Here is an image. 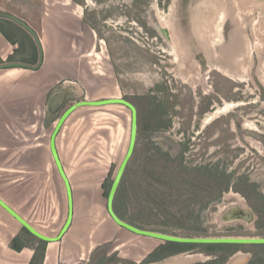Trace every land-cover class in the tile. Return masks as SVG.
<instances>
[{
    "label": "rangeland",
    "instance_id": "1",
    "mask_svg": "<svg viewBox=\"0 0 264 264\" xmlns=\"http://www.w3.org/2000/svg\"><path fill=\"white\" fill-rule=\"evenodd\" d=\"M77 1L78 6L71 3L73 0H0V13L26 19L29 15L26 9L29 7L36 12V4L39 2L41 17L44 11L50 16L72 23L74 28L79 22L92 29L97 39L95 50L84 54L83 49H77L80 55L92 53V56L83 59L89 62V67L96 68L101 58L107 59L108 65L103 64L105 67H110L115 58L117 63L124 62L125 81L120 80L121 87L124 85V93L120 98L135 107L138 132L134 154L124 176L127 211L123 214V221L140 229L179 237L264 238V224L262 227L258 224L259 221L264 223L263 204L260 206L263 207L262 213L254 206L259 220L253 226L244 228L239 225H223L219 221L221 210L239 203V195L230 188L219 194L218 180L212 181L203 176L198 178L195 175L196 170L202 168L218 174V168L222 164L223 175L231 174L230 183L240 177L247 178L258 184L259 188V191H253L252 196L248 194L249 199L253 202L260 200V203L264 200V149L261 142L264 137V0H212L217 5H222L224 10L222 20L216 23L219 32L215 33L212 28L211 38H208L214 43V55L195 38V15L218 19L216 12L208 13L204 5L196 6L200 0H169L164 8L159 0ZM202 1L206 4L211 0L200 2ZM22 2H28L25 8L20 5ZM169 18L172 19L173 34L179 38L176 39L177 46L181 48L179 62L171 55V40L162 38L154 29L157 26L166 29L165 21L170 20ZM6 26L8 27L3 29H21L15 23L6 22ZM20 32L25 33L23 29ZM210 64L227 68L232 74L231 78L218 71L209 72ZM11 73L21 74L22 80L31 77L29 72ZM44 86H38L41 88L39 95L42 98L45 89L49 91L51 87ZM156 86L161 90H157ZM151 93L166 108L164 119L170 121L169 128L157 132L152 129L159 123L158 113L155 111L157 109L146 104ZM132 94L141 96L132 97ZM226 106L230 108L224 110ZM39 107L44 109L42 104ZM93 108L80 109L72 117L67 133L58 139L64 164L71 166L68 172H72L70 178L73 180L75 196L82 191L95 190L99 197L97 200H100V206L96 203L84 216L78 217L76 212L75 220L79 223L80 218L79 224H84L83 229L87 230L82 232L79 242L86 241L88 247L95 242L98 230L110 226L114 238L109 242L106 253L114 254L115 259L106 261L105 264L133 262L132 259L140 257L139 246L144 247L147 242L157 244L159 241H148L117 227L107 215L106 198L102 195L100 185H83L81 182L92 174L105 178L111 166H114L111 176L113 180L128 145L130 112L118 105L105 109ZM41 109L40 112H43ZM35 113L37 114L34 116H38V112ZM18 114L15 115L14 123L9 126L11 133L7 136L0 135V142L14 151L16 157L22 152L21 145L26 144L23 140L29 141L28 138H23V134L30 130V143L42 144L47 149L52 126L38 133L36 128L39 120L33 121L32 117L27 122L18 120ZM158 152L168 153L170 161L162 158ZM148 153L153 154L154 160L151 159V162L146 160ZM49 160L45 153L41 160L44 169H41L37 175L39 179L35 182L42 189L37 192H42L47 201L34 203L31 208L37 213L44 209L45 204L49 211L56 198L57 206L61 201V217L64 221L67 214L64 184L54 165L50 166L51 169L47 168ZM158 173H162L161 180L158 179ZM79 177L81 183L78 182ZM0 179L2 196L6 197V189L9 187V191L18 188L22 192L19 187L24 185V180L19 174H6L3 171ZM17 182L20 184L18 187ZM230 193L237 194L238 198L229 195ZM23 199L19 202L18 211L24 210L29 203V199ZM171 201L177 203L173 205ZM76 202L75 199V205ZM118 208L119 205L114 203L116 213L122 209ZM189 214L196 219L195 223L188 219ZM8 220L9 217L0 213V227L5 233L11 228ZM5 233L0 231V243ZM174 244L177 245L170 248L178 252L189 248L186 246L188 244ZM79 245L82 247L81 242ZM93 248H88L90 253L84 256L83 261L78 260L75 264H96L103 250L101 246L94 245ZM202 249H194L188 254L198 255ZM241 253L251 257L250 264H264V245L243 246ZM184 256L187 255L173 259ZM0 257H3L2 253Z\"/></svg>",
    "mask_w": 264,
    "mask_h": 264
},
{
    "label": "crops",
    "instance_id": "2",
    "mask_svg": "<svg viewBox=\"0 0 264 264\" xmlns=\"http://www.w3.org/2000/svg\"><path fill=\"white\" fill-rule=\"evenodd\" d=\"M73 1L74 2L71 3H74V6H78L79 2L77 0ZM20 5L25 8L24 4ZM26 12H28V9H26ZM39 13L41 14V11ZM28 14L29 15L26 16V19L18 17L14 14L12 15L25 22L38 36L42 48L43 63L41 68L37 71L18 68L0 70V72L4 73L0 74L1 136H7L11 133L9 126L11 123H14L15 115L18 113V120H26L27 122L31 119V117L33 118V121L39 120V126L36 128L38 133L45 131L50 125L52 126L53 130L56 120L61 116L63 111L59 112L58 115H49L47 111V103L49 97L53 93L63 88L66 89L69 94V98L66 101L65 110L82 99L93 101L110 99L111 97L120 98L121 95L124 93V90L122 89L124 85H122L121 87L122 82L120 81H125L126 71L124 67L126 66L124 65V62L117 63L118 61L115 58V60H112L110 67H105L103 64H107V59L101 58L100 62H98L97 67L92 68L88 66L89 62H87V60H83L85 57L92 56V53L86 55L84 54L89 52L90 50H95L97 44V39L95 38V35L93 34V31L89 26L85 24H80L78 22L76 24V28H74L72 23L64 22L65 20L57 19L56 17L44 13V11L42 13V17L40 16L38 18L37 12H34V15L30 13ZM37 19L39 20L38 22ZM0 27L3 28L8 26H6V22L3 23V21L0 20ZM4 31L10 38L7 41V39L0 33V60L2 61V64L0 65L8 63H20L32 67L36 66L39 60V51L33 38L25 30V33L22 34L20 32L21 30L16 27L5 28ZM21 44L23 48H21ZM123 45L125 46V44ZM77 49H83L84 54L81 53L83 55H80ZM9 56H15L16 61L7 62L6 60ZM93 57L97 59L96 56ZM22 59L25 62L18 61ZM15 71L29 72L31 77L29 76L25 80H22L20 78V76H22L21 74L11 73ZM16 79L18 80L16 81ZM14 84H16V87L14 86ZM39 85H45L44 87L51 86L49 88V91L45 89L46 91L43 92V98L39 95L41 91V88L38 87ZM14 87L15 90L13 89ZM106 90L107 93L105 94ZM134 96L139 97L141 95L132 94V97ZM40 103L42 104V106L44 105L43 110L41 109L42 107H39L41 106ZM118 106L123 107L120 105ZM108 107H99V109H105ZM40 109L43 112H40ZM80 109L94 108H77L66 119L56 137V150L64 168V171L68 174L66 175L68 176L73 190L74 212L70 228L60 241L45 242L32 236L26 229L25 230L27 232L22 231V227L19 225V223L15 222L11 216H9L4 210H2V208H0L2 211L0 212L1 215L9 217L10 220H8V226L11 227L9 230H7L6 233L5 230L0 227V231L5 233L2 236L3 238L1 237L2 241L0 243V254H3V257H0V264H30L34 252L41 242H44L45 245L44 253L41 254V251L37 250L35 258L31 262V264H75L79 261H83L84 256H87L90 253L89 249H92L94 245L101 246L103 245L102 243H108L114 238L113 231L110 226H104L103 229L98 230L99 234L97 237L94 238L95 242H92L89 245L90 247H87L86 241L84 240L80 241L82 247L79 245V238L80 236H83L81 235L82 232H86L87 230L85 231L83 229L85 226L84 224H79L80 218L78 220L79 223H77V221L75 220L76 212H78L79 214L78 217H82L81 215L84 216L85 212L90 210V207H94L96 203H98L100 206V200H97L99 197L98 193H96L95 190H92L91 192L82 191L80 194H77V192V195L75 196L74 187L72 185L73 180H71L70 178L71 171L68 172L71 166L68 167L64 164L65 161L62 157L61 151L59 150L58 139L62 135H65V133H67V127H69L68 125L72 123V117H74V115H76ZM36 111L38 112V116H34L35 114H37L35 113ZM29 131L30 130H27L23 134V138H28L29 141L26 142V140H23V143L26 144L21 145L22 152L21 154L19 152L16 157H14V151L9 149L8 147H5L6 144H3L2 141L0 142V174L3 171L6 174L17 173L24 180V185L22 187H19L22 188V192H20L18 188H16V190H14L15 188H13L9 191V187L6 189V197L2 196V183L0 181V199H2L11 209H13L19 216H21L29 225H31L40 234L49 238H55L59 234L66 219L65 217L63 221V218L61 217V201L58 203L57 206L58 201L56 198H54L55 203L54 205L51 204V209L49 211L45 204H43L44 209H41V211H38L37 213H35L36 211L32 210L31 208L34 203H39L43 200L47 201V199L44 198L45 195L42 192H37L42 189L37 184L35 185V182L39 179V176L37 175L40 174L41 169H44V167L42 168L41 160L45 157V153L48 154V157L50 159L47 168L51 169L50 166L54 165L49 149V141L47 149L44 148L46 146H43L42 144L32 145L30 143L31 133ZM9 170H13L14 172H10ZM90 177L82 179V184L101 185L102 181L104 180V178L102 179V176H99L97 174H92L90 175ZM19 182L21 184V181ZM78 182H80V177ZM20 184H18L17 182V187L20 186ZM22 198L29 199V203L27 204L24 210L21 209V211H18V208H20L19 202ZM75 199L77 201L76 205ZM89 201L90 203H88ZM77 204L78 207L80 206V208L77 207ZM76 207L78 209L77 211ZM1 224L2 223H0V225ZM46 227H48V229ZM142 238L148 241L154 240L146 237ZM10 242H12L14 249L9 247ZM160 245H162L161 242H158L157 244L153 242L152 244L151 242H147L146 246H139L138 256L140 257L132 259L131 261L137 263L139 261L144 260ZM19 247H21L20 251H16V248ZM191 251L192 250L171 257H167L166 259L173 257L176 258L177 256L182 255H190L188 253ZM237 253L242 254L241 249L235 254ZM108 254L110 253H107V255ZM160 254L161 253L155 254V256L157 257L156 260L160 259ZM198 255L205 258V261L203 260L193 264L205 263L207 261L215 260L219 256H223L224 252L218 251V253L209 254L204 250H200ZM244 255L248 256V261L246 264H250V262L252 261L251 257L248 254ZM226 256L227 254L224 255V258ZM231 257L227 258V261ZM227 261H225V263ZM157 262L160 261H156L153 263Z\"/></svg>",
    "mask_w": 264,
    "mask_h": 264
},
{
    "label": "water",
    "instance_id": "3",
    "mask_svg": "<svg viewBox=\"0 0 264 264\" xmlns=\"http://www.w3.org/2000/svg\"><path fill=\"white\" fill-rule=\"evenodd\" d=\"M0 18L9 20L22 29H24L35 41L38 51H39V60L36 66H28L25 64L20 63H8L0 65V70L5 69H30L33 71H37L41 68L43 63V56H42V48L40 44V40L36 33L22 20L18 19L17 17L7 14V13H0ZM157 33L167 40L168 38V31L165 30L162 26H157L154 28ZM69 98L68 91L66 89H61L55 93H53L48 100L47 103V111L49 115H58L59 112L63 111L61 116L56 120L53 130L49 137V149L50 153L56 167V170L63 181L64 189L66 193V200H67V214L65 222L59 232V234L55 238H49L40 234L36 231L31 225H29L21 216H19L13 209H11L2 199H0V208L4 210L9 216H11L19 225L26 229L32 236L36 237L39 240L45 242H58L62 239V237L66 234L68 229L71 226L72 219H73V212H74V199H73V190L70 184L68 177L64 171L62 163L59 159L57 150H56V137L66 121V119L77 109L81 107H103V106H110V105H120L126 108L130 112V132H129V140L128 145L126 148L125 155L121 160L118 169L115 173V176L112 180V184L106 198V212L113 223L121 228L124 229L134 235L140 237L151 238L161 242L162 244L169 242V243H180V244H197V245H238V246H257V245H264V238H250V237H179V236H172L167 235L159 232L148 231L144 229L137 228L129 223L124 222L123 220L119 219L118 216L115 214L113 209L114 198L117 192V189L120 185L121 179L125 172V169L133 155L136 137H137V112L135 107L129 103L128 101L121 99V98H111V99H104V100H93L88 101L86 99L80 100L75 104L71 105L68 109L65 110L66 101ZM220 223L223 225H231V224H241L245 227L249 228L255 224L256 216L254 213L246 206L241 205L236 208H231L226 211L219 219ZM188 256V255H187ZM194 256V255H190ZM179 257V256H177ZM174 258V257H173ZM173 258H168L163 261L151 264H170V260ZM205 261L200 255H197L196 258L193 260L186 262L184 264H193L200 261ZM248 261V256L244 254H234L225 264H246Z\"/></svg>",
    "mask_w": 264,
    "mask_h": 264
},
{
    "label": "trees",
    "instance_id": "4",
    "mask_svg": "<svg viewBox=\"0 0 264 264\" xmlns=\"http://www.w3.org/2000/svg\"><path fill=\"white\" fill-rule=\"evenodd\" d=\"M160 1V3H164V6L163 7H166L167 5H168V3H169V0H159ZM36 3V2H35ZM22 4H24V5H26V4H28V2H22ZM37 6H36V12H37V18L38 17H40V3L39 2H37V4H36ZM28 9H29V7H28ZM33 12V9H29L28 10V13H30V14H32V15H34V12ZM1 21H4V22H8V23H11V24H13V22H11V21H9V20H6V19H0ZM39 20L37 19V22H38ZM20 30H22V28L20 29ZM4 32V33H3ZM0 33L7 39V41H8V39L10 38L6 33H5V31H4V29L2 28V27H0ZM11 41V40H10ZM21 48H23L22 47V44H21ZM7 62H14V61H16L15 60V56H9L8 58H7V60H6ZM19 62H25L23 59L22 60H18ZM0 64H2V61L0 60ZM157 88V90H161V88H159V87H156ZM155 88V89H156ZM148 98H149V101H148V103H146L147 105L149 104V106L153 109V108H156L157 110H155L158 114H157V118H159V123H158V125L157 126H154L152 129H153V131H155V132H157V131H159V130H163V129H167V128H169V126H170V121L169 120H167V119H164V116L167 114V111H166V108L161 104V103H159L158 102V100L156 99V97L154 96V95H149L148 96ZM137 132H138V129H137ZM135 149V148H134ZM183 149H185V148H183ZM181 153L183 154V150L181 151ZM133 154H134V152H133ZM158 154L162 157V158H164L165 160H169L170 161V159H171V157L169 156V154L168 153H162V152H158ZM133 156V155H132ZM181 157L182 156H180V160H181ZM151 159H153L154 160V158H153V154L151 153V154H147V161H152ZM155 160H157L156 158H155ZM158 161V160H157ZM182 161V160H181ZM128 166H129V164L127 165V167H126V169H125V172H124V174H123V177H122V179H121V182H120V185H119V187H118V189H117V192H116V195H115V198H114V203H116L117 205H119V210L121 209V211H119L118 213H116L115 211V214L118 216V218L119 219H121V220H124V217H123V214H124V212H126L127 210H126V204H127V200H126V202H125V198H124V193H125V178H124V176H126V174H127V172H126V170H128ZM113 170H114V166H111L110 167V169H109V171H108V174L106 175V177L104 178V180L102 181V183H101V185H100V188L102 189V191H103V196L105 197V198H107V196H108V193H109V190H110V187H111V184H112V180H111V176H112V173H113ZM164 173H167L166 171H164ZM158 179H162V173L160 174V173H158ZM195 175H197V177L199 178V177H204L205 179H209V180H212V181H215V180H218V174L217 173H214V172H212L211 170H208V169H206V168H202V169H198V170H196V173H195ZM157 179V180H158ZM159 181V180H158ZM217 184H218V182H217ZM123 190H124V192H123ZM123 192V193H122ZM248 194H250V196H252V194L251 193H249V192H247ZM122 195H123V197H122ZM136 200H138L137 198H136ZM113 203V204H114ZM177 203V201H171V204H176ZM261 204H263V202H259V201H254V205L255 206H257V208L259 209V212L261 211V209H263V207H260L261 206ZM122 206V207H121ZM121 207V208H120ZM263 211H261V213H262ZM188 216V219H190L191 220V222L193 223V221H194V223L196 222V219L194 220V218H193V215L192 214H189V215H187ZM259 226L260 227H262V225L264 224L263 222H260L259 221ZM181 226V225H180ZM183 228H185V226H182ZM22 231H25V232H27L24 228H22L21 229ZM194 230H196V231H201V229H194ZM14 240V239H13ZM177 244H174V243H169V242H166V243H164V244H162V245H160L159 247H157L152 253H150L146 258H145V260L142 262L143 264H148V263H153V262H156V261H162V260H164V259H166L167 257H171V256H174V255H178V254H181V253H183V252H187V251H190V250H194V249H200V248H203L202 249V251L204 250V251H206V252H208L209 254H212V253H218V251H223L224 252V255H226L227 254V256L224 258V255L223 256H219L217 259H215V260H212V261H207V262H205V263H197V264H224L225 263V261H227V258H229V257H231L232 255H234L237 251H239L241 248H242V246H238V245H197V244H188V245H186L187 247H189V248H187L186 250H183V251H175V249L174 248H170L171 246H176ZM9 247L10 248H12V249H14L13 247V244H12V242H10L9 243ZM44 247H45V245H44V242H41L40 243V245H38V247L36 248V250H35V252H34V255H33V257H32V259H31V261H30V264H31V262L33 261V259L35 258V255H36V253H37V250H40L41 252V254H43L44 253ZM232 247H234L235 249L233 250V248ZM101 248H102V250H103V252H102V254H101V256H99L100 258L99 259H97L98 260V262L96 263V264H105V262L106 261H112V260H114L115 259V255L114 254H111L109 257H106L105 256V253H106V251H107V249L109 248V242L108 243H105V244H103V245H101ZM20 249H21V247H19V248H16V251H20ZM159 253H161V254H163V255H161L160 254V259L159 260H154V258H157L156 256H155V254H159ZM165 253L167 254V255H165ZM113 255V256H112ZM162 256V257H161ZM225 259V260H224Z\"/></svg>",
    "mask_w": 264,
    "mask_h": 264
},
{
    "label": "bare ground",
    "instance_id": "5",
    "mask_svg": "<svg viewBox=\"0 0 264 264\" xmlns=\"http://www.w3.org/2000/svg\"><path fill=\"white\" fill-rule=\"evenodd\" d=\"M201 1V0H200ZM198 2L196 6H200V5H204V8L206 10V12L208 11L209 12H216L217 13V18L218 19H209L205 16H201L199 17L198 15H195L194 18H193V30H194V34H195V38L197 39V41L199 43H201L205 48L207 49H210V52L211 54L214 55L215 51L213 49V44L211 40H208V38H211L210 36V33L212 31V28L213 30H215V33L216 31L219 32V27H216V23H218L219 21L222 20V16H223V13H224V10H223V6H219L216 4V2H213L215 0H211L209 1L208 3H204L203 1L202 2ZM206 1V0H205ZM236 1V0H235ZM203 8V9H204ZM205 12V11H204ZM206 14V13H205ZM170 20L168 21H165V27L166 29L165 30H168V35H169V39L171 40L172 42V47H173V51L171 52L174 56V60L176 62H179L180 60V52H181V48L177 46V42H176V39H179L177 38L173 33V29H172V19L169 18ZM221 19V20H220ZM223 24V23H222ZM223 26V25H222ZM222 29V27H221ZM222 31V30H221ZM215 38V37H214ZM221 41V40H220ZM219 41V42H220ZM179 42L181 43V41L179 40ZM182 66V64H180ZM209 72L210 71H218L219 73H221L222 75L226 76V77H230L232 76V74L228 71L227 68H224V67H221V66H218V65H214V64H210V68L208 70ZM231 78V77H230ZM112 98V97H111ZM110 98V99H111ZM88 101H92V100H88ZM109 106V105H108ZM110 106H113V105H110ZM103 107H106V106H103ZM99 108V107H98ZM228 108H230V106H226L224 108V110H227ZM221 110V109H220ZM67 174V172H66ZM68 175V174H67ZM66 175V176H67ZM68 177V176H67ZM229 195L233 196V197H236L238 198V195L237 194H234V193H230ZM3 238V237H2ZM4 240V239H3ZM194 257L193 256H184L183 258L181 259H172L170 260V264H184L186 262H189L191 260H193Z\"/></svg>",
    "mask_w": 264,
    "mask_h": 264
},
{
    "label": "flooded vegetation",
    "instance_id": "6",
    "mask_svg": "<svg viewBox=\"0 0 264 264\" xmlns=\"http://www.w3.org/2000/svg\"><path fill=\"white\" fill-rule=\"evenodd\" d=\"M163 6H164V3H162V8H164ZM151 95H152V93H151ZM255 138L259 139L260 137L259 136H256ZM261 142L263 144V149H264V137L262 138V141ZM222 169L223 168H222V164H221L220 167L218 168V193L219 194H221L223 192L225 193L230 188V190L232 192L234 191V192H236L239 195V197L241 199V201H240L241 203L239 202L237 204H232L226 210L222 209L220 215L222 216L226 211H228L231 208H236V207H239L241 205H246L254 213L255 216H258L257 209L254 207L255 206L254 205V202H253V200L249 199L248 193H247V192H249V193L252 194L253 191L254 192L259 191L258 184H256L255 182H252V181L248 180L247 178H242V177L236 179L235 182L230 183V181H231V174H230V176L229 175L228 176H224L225 174L223 175V170ZM224 173H225V171H224ZM229 173H232V172H229ZM228 184H230V185H228ZM228 186H230V187H228ZM258 196L262 197L260 194ZM258 201H260V200H258ZM263 202H264V200H263ZM263 205H264V203H263ZM220 217H219V219H220ZM258 220H259V217H256L255 223ZM234 225H239V226L245 228V226L244 225H241V224H231V227H233ZM110 255H111V253L108 254V255L106 253L105 256L106 257H109ZM144 260L139 261L137 263L136 262H128V263L126 262L124 264H143L142 262ZM148 264H150V263H148Z\"/></svg>",
    "mask_w": 264,
    "mask_h": 264
}]
</instances>
